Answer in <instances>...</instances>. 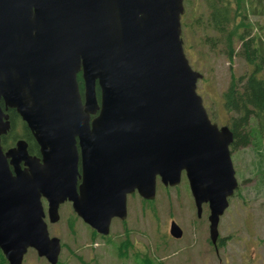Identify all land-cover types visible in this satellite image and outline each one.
<instances>
[{
  "label": "water",
  "instance_id": "95a60500",
  "mask_svg": "<svg viewBox=\"0 0 264 264\" xmlns=\"http://www.w3.org/2000/svg\"><path fill=\"white\" fill-rule=\"evenodd\" d=\"M183 0H0V251L22 264L28 249L57 264L50 238L59 207L107 236L126 197L176 187L184 173L209 238L237 189L233 134L208 118L181 40ZM81 76L82 91L78 83ZM3 106V107H2ZM13 110L39 157L20 140L4 152ZM78 181L80 183L78 184ZM169 235L183 232L172 221Z\"/></svg>",
  "mask_w": 264,
  "mask_h": 264
},
{
  "label": "rangeland",
  "instance_id": "374dc122",
  "mask_svg": "<svg viewBox=\"0 0 264 264\" xmlns=\"http://www.w3.org/2000/svg\"><path fill=\"white\" fill-rule=\"evenodd\" d=\"M184 7L183 50L191 68L203 76L196 91L204 107L217 113L219 122L225 123L231 115L223 110L221 94L231 76L246 73L248 67L238 54L229 64L226 47L212 45V40H207L208 35L215 39L221 36L215 32L208 34V12L202 0H184ZM197 16L202 20L194 26ZM250 22L254 25L250 36L258 35L255 23L263 27L264 16L250 17ZM239 47L234 45L236 52ZM252 134L247 147H239L234 153L230 150L238 188L219 220L218 234L223 246L217 254L208 244V208L203 207L200 219L196 217L187 182L182 177L176 188L157 184L156 197L148 203L144 204L137 194L129 198L125 225L114 220L107 237L95 235L79 221L69 230L66 224L73 217L72 210L63 205L60 221L47 226L50 237L63 242L59 264H264V139L256 140L254 136H259L256 131ZM171 221L183 231L178 241L168 236ZM125 242L128 247L120 250L124 251V256H120L119 246ZM22 264L48 263L29 250Z\"/></svg>",
  "mask_w": 264,
  "mask_h": 264
},
{
  "label": "trees",
  "instance_id": "16d2710c",
  "mask_svg": "<svg viewBox=\"0 0 264 264\" xmlns=\"http://www.w3.org/2000/svg\"><path fill=\"white\" fill-rule=\"evenodd\" d=\"M207 7L208 34L217 33L221 37L215 39L210 35L205 36L207 40H212V45L226 47V59L229 64L232 62L235 54H238L246 63L248 70L238 77L231 76L227 88L221 94L222 107L226 115H231L225 123H220L217 113L206 109L209 119L219 127H228L233 134V143L230 146L231 151L237 148H245L251 142L253 132L256 140L264 139V26L261 27L255 23L258 35L250 36L253 26L250 24V17L263 18L264 0H233V6L226 4L213 5L216 0H205ZM219 0L218 2H221ZM202 17L193 21L194 26H198ZM258 20V19H257ZM239 44V51L236 52L234 45ZM80 91H82L81 76H78ZM10 121V131L1 138L3 150L11 149L17 141L23 140L27 143L28 154L31 156L39 155V148L35 143L30 131L21 121L19 116L13 110L7 112ZM254 145L258 146L257 142ZM144 204L148 203L142 201ZM208 214V212H206ZM73 218L76 217L73 215ZM68 228L72 230L74 223L68 220ZM210 244V241L208 242ZM223 246V241L218 240L217 247ZM128 242L119 246V254L122 256ZM123 252H120V250ZM124 256V255H123ZM0 262L8 264L0 251ZM60 262L58 261V264Z\"/></svg>",
  "mask_w": 264,
  "mask_h": 264
},
{
  "label": "flooded vegetation",
  "instance_id": "af4514ba",
  "mask_svg": "<svg viewBox=\"0 0 264 264\" xmlns=\"http://www.w3.org/2000/svg\"><path fill=\"white\" fill-rule=\"evenodd\" d=\"M204 3H205V5L207 4L206 3V1L205 0H202ZM219 0H216V1H214L213 2V5H215V4H217L216 6H218V4H223V6H225V4H226V0H222L221 2H218ZM226 5H230V7H232L233 8V4H232V0H227V4ZM233 153H234V151H232ZM39 156V155H38ZM183 179V178H182ZM186 180V179H185ZM157 184H159V185H161V183H160V180H159V178L157 179ZM162 186V185H161ZM163 187V186H162ZM187 187H188V185H187ZM165 188H167V187H165ZM134 195H136V193H133V194H129V195H127V197H126V200H127V203H126V206H127V214H128V199L129 198H133L134 197ZM65 204H67L68 206H69V209H71L72 210V208H71V204L70 203H65ZM203 207L205 208V207H207V205H203L202 206V212H203ZM74 213H73V211H72V215H73ZM71 215V216H72ZM75 215V214H74ZM201 216H202V214H201ZM201 216H200V218H201ZM200 218H198V219H200ZM69 219H71L72 221H73V223H76V222H80L81 223V225L82 226H86L85 224H83V222L80 220V219H74L73 217H69ZM118 221V222H120L121 224H123V225H125V221L126 220H124V221H120V220H118V219H112V221H111V223L113 222V221ZM206 220H208V219H206ZM45 221L47 222V219H45ZM48 224V223H47ZM49 225H55V224H49ZM48 226V225H47ZM75 226V225H74ZM88 227V226H87ZM89 228V227H88ZM222 241H223V239H222ZM213 249H214V251H215V253L217 254L218 253V247L216 246V247H213Z\"/></svg>",
  "mask_w": 264,
  "mask_h": 264
}]
</instances>
